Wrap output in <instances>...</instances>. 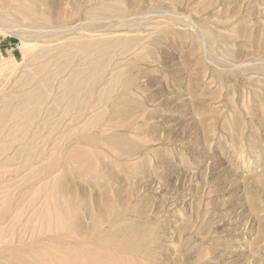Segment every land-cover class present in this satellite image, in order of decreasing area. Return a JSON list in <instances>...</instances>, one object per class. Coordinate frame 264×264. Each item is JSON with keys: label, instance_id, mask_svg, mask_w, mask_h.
I'll return each instance as SVG.
<instances>
[{"label": "rangeland", "instance_id": "obj_1", "mask_svg": "<svg viewBox=\"0 0 264 264\" xmlns=\"http://www.w3.org/2000/svg\"><path fill=\"white\" fill-rule=\"evenodd\" d=\"M103 263L264 264V0H0V264Z\"/></svg>", "mask_w": 264, "mask_h": 264}, {"label": "bare ground", "instance_id": "obj_2", "mask_svg": "<svg viewBox=\"0 0 264 264\" xmlns=\"http://www.w3.org/2000/svg\"><path fill=\"white\" fill-rule=\"evenodd\" d=\"M61 27H62V26H61ZM34 29H35V28H34ZM34 29H33V30H34ZM37 29H38V28H37ZM29 30H30V29H29ZM72 208H73V207H72ZM74 209H75V208H74ZM74 209H73V211H74ZM93 222H94V221H93ZM106 234H107V232H106ZM106 234H105V235H106ZM97 239H98V238H97ZM103 240H104V239H103ZM98 247H99V246H98ZM18 250H19V249H18ZM19 251H20V250H19ZM19 251H18V252H19ZM105 258H106V257H105ZM79 259H80V258H79ZM103 264H104V263H103ZM114 264H116V263H114Z\"/></svg>", "mask_w": 264, "mask_h": 264}]
</instances>
